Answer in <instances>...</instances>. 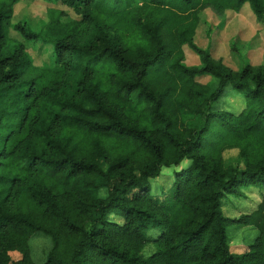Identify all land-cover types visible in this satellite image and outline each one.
I'll return each instance as SVG.
<instances>
[{
	"label": "trees",
	"instance_id": "1",
	"mask_svg": "<svg viewBox=\"0 0 264 264\" xmlns=\"http://www.w3.org/2000/svg\"><path fill=\"white\" fill-rule=\"evenodd\" d=\"M22 1L37 0H0V264H37V236L43 264H264V200L223 213L264 186V64L239 39L237 69L198 44L207 11L249 5L264 29V0H41L74 16L49 7L35 24L16 19ZM230 95L241 110L218 108ZM231 226L258 230L241 254Z\"/></svg>",
	"mask_w": 264,
	"mask_h": 264
},
{
	"label": "rangeland",
	"instance_id": "2",
	"mask_svg": "<svg viewBox=\"0 0 264 264\" xmlns=\"http://www.w3.org/2000/svg\"><path fill=\"white\" fill-rule=\"evenodd\" d=\"M49 7L61 8L74 16L72 11L66 7L52 6L44 1L37 0L29 4L25 1L18 4L16 7V19H21L25 16L35 24L39 20L47 19V9ZM246 7L248 10L244 12V16H238L233 12H229L228 19L227 17H222L220 19L212 11H207L206 18L208 24L207 26L203 25L198 32V44L204 49L211 47L216 58H222L227 65L234 69H237L238 65L237 59L231 54V44L237 39L240 40L242 45H248L242 52L246 60H249L252 65L264 64V29L261 24L256 22L249 5ZM222 21L225 23L227 22V24L223 29H220V23ZM208 30L211 32V35L208 34ZM30 50L38 65H41L42 62L47 59L46 55L38 53L34 48H30ZM186 50L188 57L189 55H193V57L188 58L187 64L190 66L199 65V58L189 48H186ZM207 80L208 79H204L202 82L205 83ZM243 107L244 102L240 96L234 97L230 95L218 103V108L220 109L230 108L241 110ZM224 157L226 163L231 166L240 169L244 168L238 149L227 151ZM170 173H172L171 169H165L162 173V177L152 182L154 194H160L161 187L168 188ZM246 196V198L242 199L229 197L228 200L224 202V215L229 218L238 219L245 214L255 212L264 200V186L253 187V190L248 191ZM111 219L119 221V218L116 216H112ZM227 233L231 240V251L237 254L243 253L249 244L258 236V230L255 227L231 226L228 228ZM31 247L35 262L37 264H43L53 246L48 238L37 236L31 240ZM153 251L154 247H149L145 255L148 256ZM11 256L13 259L20 258V255L16 253Z\"/></svg>",
	"mask_w": 264,
	"mask_h": 264
}]
</instances>
